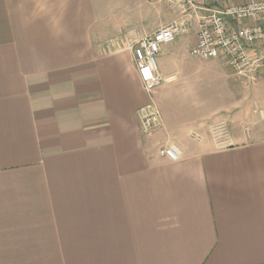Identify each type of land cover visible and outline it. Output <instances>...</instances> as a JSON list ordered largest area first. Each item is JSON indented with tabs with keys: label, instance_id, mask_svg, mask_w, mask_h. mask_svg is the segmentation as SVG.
<instances>
[{
	"label": "crops",
	"instance_id": "obj_1",
	"mask_svg": "<svg viewBox=\"0 0 264 264\" xmlns=\"http://www.w3.org/2000/svg\"><path fill=\"white\" fill-rule=\"evenodd\" d=\"M204 14L0 0V264H264V77L191 55ZM174 21L144 134L127 44Z\"/></svg>",
	"mask_w": 264,
	"mask_h": 264
},
{
	"label": "built area",
	"instance_id": "obj_2",
	"mask_svg": "<svg viewBox=\"0 0 264 264\" xmlns=\"http://www.w3.org/2000/svg\"><path fill=\"white\" fill-rule=\"evenodd\" d=\"M168 1L199 16L200 30L191 55L205 61L223 60L238 76L264 73V0H155ZM187 31V24L171 22L140 40H130L136 70L149 101L138 110L142 133L152 134L162 127V113L153 95L164 79L159 73L158 56L165 45L174 44ZM218 128L220 135H225ZM222 132V133H221ZM160 154L171 161L180 159L173 147Z\"/></svg>",
	"mask_w": 264,
	"mask_h": 264
},
{
	"label": "rangeland",
	"instance_id": "obj_3",
	"mask_svg": "<svg viewBox=\"0 0 264 264\" xmlns=\"http://www.w3.org/2000/svg\"><path fill=\"white\" fill-rule=\"evenodd\" d=\"M171 5H172V3H170ZM175 5H172V7H174ZM262 74H264L263 72L261 73V76L262 77H264V75H262ZM255 91L256 90H253V95L255 94ZM262 107V106H261ZM259 109H261L260 107H259ZM259 109H257V110H259ZM255 114V113H254ZM255 115H257V116H259L260 117V115L259 114H255Z\"/></svg>",
	"mask_w": 264,
	"mask_h": 264
}]
</instances>
